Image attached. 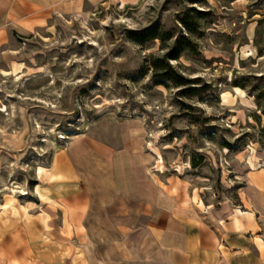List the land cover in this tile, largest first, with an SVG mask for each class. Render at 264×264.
Masks as SVG:
<instances>
[{
	"label": "rangeland",
	"instance_id": "obj_1",
	"mask_svg": "<svg viewBox=\"0 0 264 264\" xmlns=\"http://www.w3.org/2000/svg\"><path fill=\"white\" fill-rule=\"evenodd\" d=\"M0 20V209H32L75 136L134 128L154 179L212 208L264 164V0H0Z\"/></svg>",
	"mask_w": 264,
	"mask_h": 264
},
{
	"label": "crops",
	"instance_id": "obj_2",
	"mask_svg": "<svg viewBox=\"0 0 264 264\" xmlns=\"http://www.w3.org/2000/svg\"><path fill=\"white\" fill-rule=\"evenodd\" d=\"M133 130L119 147L75 136L53 153L34 207L0 209V264H264V170L212 208L156 181Z\"/></svg>",
	"mask_w": 264,
	"mask_h": 264
},
{
	"label": "trees",
	"instance_id": "obj_3",
	"mask_svg": "<svg viewBox=\"0 0 264 264\" xmlns=\"http://www.w3.org/2000/svg\"><path fill=\"white\" fill-rule=\"evenodd\" d=\"M185 26H187V28L189 30H191V28L189 27V25H187L186 23H184ZM156 61H159V59H157ZM156 67H163V69H165V71L162 72V76H170L169 75V71H171V66L168 64H164V65H158L157 63H155ZM175 84L178 85H184L187 82V79H185L182 75H174V76H170L169 77ZM183 92H186V89H183Z\"/></svg>",
	"mask_w": 264,
	"mask_h": 264
},
{
	"label": "bare ground",
	"instance_id": "obj_4",
	"mask_svg": "<svg viewBox=\"0 0 264 264\" xmlns=\"http://www.w3.org/2000/svg\"><path fill=\"white\" fill-rule=\"evenodd\" d=\"M250 163H251V161H250ZM252 164V163H251ZM261 164V163H260ZM252 165H254V164H252ZM261 166H264V164H261V165H258L257 167H255V168H253V169H257V168H259V167H261Z\"/></svg>",
	"mask_w": 264,
	"mask_h": 264
}]
</instances>
